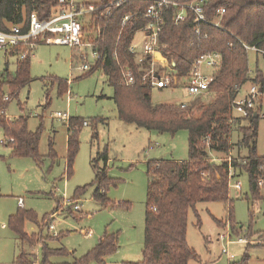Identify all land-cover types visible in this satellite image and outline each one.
I'll return each instance as SVG.
<instances>
[{"label": "rangeland", "instance_id": "rangeland-1", "mask_svg": "<svg viewBox=\"0 0 264 264\" xmlns=\"http://www.w3.org/2000/svg\"><path fill=\"white\" fill-rule=\"evenodd\" d=\"M85 20L92 23L90 16ZM76 54L77 50L68 45L39 43L31 56V80L21 85L13 96L10 81L16 76L17 56L0 49V80L4 82V94L12 97L10 101L3 98L0 108L7 105L1 113L8 121L28 116V127L33 132L42 127L39 152L43 160L38 164L31 157L17 156L10 145L0 142V264H17L22 251L33 254L38 262L41 257V246L23 247L9 224L11 215L19 211L20 199L24 202L21 208L33 211L41 222L39 227L37 223L26 220V232L39 231L44 224L49 225L54 220V231L59 236L49 240V245L52 248L63 247L69 252L67 256L52 257L55 262L71 263L81 259L106 233L117 236L118 250L108 255L104 262L91 260L87 264L143 260L148 163L189 158L187 130L182 129L172 135L121 121L114 99L115 90L106 74L99 69L83 75L81 70L73 67L79 64L77 60L73 61ZM249 58L251 70L256 71L259 67L264 74V56L251 51ZM62 82L68 83V92L61 91ZM248 87L249 84H245L243 91ZM216 93L212 89L207 94L192 97L184 86L152 88L151 91L154 103L171 105L191 104L198 98L200 102L207 103L215 98ZM256 105L262 115L257 152L264 157V95ZM57 112L90 123L82 126L79 132V149L70 175L67 170L69 126L67 121L55 116ZM191 114H199L196 107ZM230 115L239 118L241 125L248 124L240 107L234 106ZM94 132H97L96 136ZM240 139L241 133L234 123L231 155H247L248 149L239 146ZM0 140H6L1 127ZM104 152H108L110 160L106 165L100 159L99 165L107 167L106 172L114 181L107 189L109 205H102L93 197L95 172L92 162ZM227 156L212 154L218 161L225 160ZM237 181L241 182L242 190L238 192L233 186L230 190L235 230L228 220V206L223 202H201L197 205L199 217L194 212L190 213L187 240L198 258L189 264H236L246 255L249 256L248 264H264V238L260 236L264 234V198L253 199L247 173L242 172L232 182L235 184ZM260 181L261 185L263 182ZM85 185L88 189L77 200L80 210L66 205L63 198H73L77 188ZM262 194L264 197V189ZM53 213H56L55 219L51 218ZM54 231H50L51 236ZM43 233L49 236L47 227Z\"/></svg>", "mask_w": 264, "mask_h": 264}, {"label": "trees", "instance_id": "trees-1", "mask_svg": "<svg viewBox=\"0 0 264 264\" xmlns=\"http://www.w3.org/2000/svg\"><path fill=\"white\" fill-rule=\"evenodd\" d=\"M57 2L58 0H0V27L7 29L11 25L20 24L25 29L32 12H36L40 19H49L57 12ZM147 6L148 3L145 1H130L111 16L98 19L97 22L103 28L99 43L102 44L106 56L103 61L83 75L99 69L106 74L109 84L115 90L114 99L121 121L162 133L169 132L172 135L182 129L188 131L187 160H157L148 163L144 258L137 262L123 261L121 264H189L190 261L198 258V254L187 240L188 219L191 212L199 217L197 209L199 203L223 202L228 206L230 215L228 220L232 223V230H235L233 198L230 196L234 177H238L242 172L247 173L253 199L264 198L262 194L264 184L259 183L264 179L262 168L264 157L257 152L261 118L259 107L256 114L253 112L247 118V125H241L239 118H232L230 115L234 100L239 93L238 89L249 81L264 80L263 71L259 67L253 71L255 76H252L249 53L241 42L256 45L264 50V0L207 1L205 11L209 21L217 19L220 8H225L226 12L220 21V26L202 24L203 37L195 35L196 24L192 14L185 21L175 24L174 10H168L160 38L161 42L168 45L167 56L176 64L175 69L179 76L187 75L193 62L204 53L217 52L222 55L220 70L211 85V90L217 91L215 98L207 103L200 102L198 98L186 107H182L181 104L154 103L151 95L152 87L141 79V72L146 65L138 63L135 55L129 51V47L135 32L147 23L143 16L140 15L136 22L125 26L121 33L123 16L135 11L143 12ZM89 28L90 23L84 21V29ZM25 48L21 45L6 49L7 54L17 56L16 76L10 81L13 96L21 85L31 80V56L24 59L18 57ZM115 52L117 58L114 56ZM124 67H129L135 72L134 85H126L123 78ZM67 84L61 83L62 92H68ZM3 86L4 82L0 80V107L5 95ZM6 105L0 108V114L4 113ZM195 107L199 111L198 115L191 114ZM84 121L86 120L71 117L68 123L69 175L73 173V163L79 149L78 135L81 127L84 126ZM234 123L241 133L239 146L247 148L248 153L242 157L232 155L230 163L228 157L231 155ZM0 127L6 138L11 139L6 143L10 145L13 154L31 157L38 164L42 163L39 152L42 127L33 132L28 127V116L22 115L8 121L3 114L0 115ZM96 135L97 132H94V136ZM215 152L228 156L225 160L218 161L212 157ZM100 159H103L107 165L110 160L108 152L93 159L95 172V180L92 183V186H95L93 197L102 205H109L111 202L107 197V189L114 181L108 176L107 167L102 168L99 165ZM230 168L233 169L232 175ZM237 172H239L238 176ZM87 189V185L78 187L72 200H79L80 195ZM59 204L58 200L57 209ZM26 220L41 226L33 211L21 207L16 214L11 215L9 224L23 247L29 245L33 248L40 245L42 253L38 262L33 254L22 251L16 260L17 264H87L91 260L104 262L108 255L119 248L117 236L106 233L100 238L96 247L81 259H75L71 263L55 262L52 257L67 256L69 252L63 247H50L48 241L55 237L50 235L49 230V236L44 235L43 229L46 227L48 229L47 223L41 230L30 234L25 231ZM260 236L264 238V234ZM248 258L249 256L246 255L236 264H248Z\"/></svg>", "mask_w": 264, "mask_h": 264}, {"label": "built area", "instance_id": "built-area-1", "mask_svg": "<svg viewBox=\"0 0 264 264\" xmlns=\"http://www.w3.org/2000/svg\"><path fill=\"white\" fill-rule=\"evenodd\" d=\"M130 1L135 0H98L97 2L58 0L57 12L49 19H40L36 12H32L29 16L28 26L25 29L20 24L11 25L7 29L0 27V49L6 50L23 45L26 48L18 57L24 59L27 56H32L36 46L42 42L68 45L77 50L73 61L77 60L79 64L78 66L73 65V67L81 70L84 74L92 70L106 56L102 44L99 43V38L103 35V28L97 22L98 19L111 16L117 9ZM139 1L147 2L148 6L143 12L135 11L125 14L122 18L121 33L125 26L136 22L140 15L147 22L135 32L129 47V51L135 55L138 63L146 65L144 71L141 72L142 81L152 88L159 89L184 86L192 97L211 92V85L221 67L222 55L217 52L200 55L193 62L189 73L181 77L175 69L176 64L171 62L167 56L168 45L161 42L160 37L165 23V15H167L169 9L174 10L173 21L175 24L185 21L192 14L196 24L195 35L203 37L202 24L210 23L217 27L220 26V21L226 12L225 8L218 10L217 19L209 21L205 11L206 2L209 0ZM87 16L92 18V23L90 28L85 30L84 21H86ZM241 42L248 53L253 51L264 56V50L258 46ZM114 56L118 57L117 52L114 53ZM251 73L254 77L253 70H251ZM123 78L126 85H134L136 82L135 72L129 67L123 68ZM247 83L249 84L248 89L245 92L243 91L244 84L238 89V96L234 100V106L242 109L245 118L250 117L253 112L254 114L257 113L256 103L264 95V80L258 82L252 80ZM11 98L10 95L4 96L6 101H10ZM187 105L188 103H181L182 107ZM55 116L68 123L71 119L66 113L62 112H57ZM87 125H89V122L84 121V126ZM9 141H11L10 138H6L5 141L0 140L3 144ZM228 161L231 163L232 155L228 157ZM262 168L264 169V166ZM232 173L233 169L231 175ZM262 182L261 185L264 184V179H262ZM231 186L238 192L242 190L240 181L235 184L232 182ZM63 199L65 204L70 205L72 209L80 210V204L77 200L74 201L72 198ZM19 203L23 206V200H20ZM55 214L53 213L51 218L55 219ZM48 230H55L54 220L49 222ZM52 236L56 237L59 234L54 231ZM222 237L224 238V236ZM224 252L226 251L224 250Z\"/></svg>", "mask_w": 264, "mask_h": 264}, {"label": "crops", "instance_id": "crops-1", "mask_svg": "<svg viewBox=\"0 0 264 264\" xmlns=\"http://www.w3.org/2000/svg\"><path fill=\"white\" fill-rule=\"evenodd\" d=\"M173 160H175V159H173ZM20 200H22V199H20ZM20 200H19V201H20ZM19 206H20V207H23V206H24V202H23V206H21L20 203H19Z\"/></svg>", "mask_w": 264, "mask_h": 264}]
</instances>
